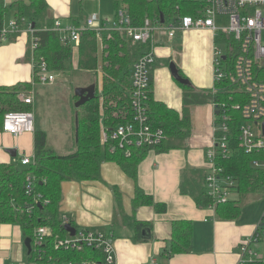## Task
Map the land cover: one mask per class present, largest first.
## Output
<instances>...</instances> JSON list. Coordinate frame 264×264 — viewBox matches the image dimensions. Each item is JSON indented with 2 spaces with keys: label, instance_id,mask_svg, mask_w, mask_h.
<instances>
[{
  "label": "trees",
  "instance_id": "16d2710c",
  "mask_svg": "<svg viewBox=\"0 0 264 264\" xmlns=\"http://www.w3.org/2000/svg\"><path fill=\"white\" fill-rule=\"evenodd\" d=\"M85 0H80L82 4ZM116 12L122 6L127 9L134 26H143L146 20L164 24L178 16H195L201 4L198 0H115ZM13 16V17H12ZM16 19L23 27V19L35 26V36L39 46L34 52L35 61L44 58L52 72L65 73L73 67L72 59L78 58V69L81 72L96 74L102 71L101 89L99 93L97 81L89 84L97 85L96 98L77 109L76 144L69 154L58 153L48 146L47 134L35 131L34 163L22 165L0 166V224L20 225L25 236L34 238V231L47 227L53 232L42 247L40 256L32 248L29 260L38 264H69L83 261H96L103 264L104 257L100 251L87 248L83 252L56 250L55 236L65 237L66 229L62 225L60 205L63 199L62 184L65 181H89L100 178L101 166L104 160L116 162L126 175L136 184L133 208L153 206L160 213L167 212L165 203L155 202V199L145 193L138 185L139 165L144 160L150 148L133 149L131 157H126L121 149L110 152L114 142L102 145V126L109 131L114 130L132 119V71L133 66L151 50V44L136 43L125 34L106 32L101 37L95 31L82 33L80 47L76 50L71 44H63L59 33L53 31V19L46 0H17L6 4L0 0V30H3L8 19ZM82 13L73 19L69 25L80 26L83 23ZM220 37L217 41H222ZM10 40V39H9ZM101 53V57L99 55ZM171 63L166 61L167 66ZM234 61H229L230 71L233 72ZM180 70V69H179ZM180 74L186 78L182 71ZM96 77V76H95ZM36 81V80H35ZM37 82V81H36ZM87 84V85H89ZM180 84V83H179ZM86 85V86H87ZM183 88L184 113L168 107L157 101L150 86L148 106L151 124L161 128L166 136L165 141L156 149L158 152H168L185 148L186 142L192 136V122L188 114L191 107L205 104H227V114L230 116L228 157L218 154L216 163L223 170V175L236 183L233 189L238 194L234 198L216 207V217L220 220H237L242 215L241 201L248 195L264 192V169L253 166L255 161L264 160V153L248 154L240 146V128L244 122L240 110L233 105H244L248 96L239 86L232 84L227 78L218 84L219 91L214 94L210 90H197L192 85L180 84ZM32 82L18 83L14 86L0 85V132H3V119L8 112H33V106L23 103L21 94L27 95L33 91ZM74 100L78 98L74 96ZM219 123V122H218ZM217 123V124H218ZM220 135V134H218ZM29 175L36 178L34 195L26 194V179ZM207 176V175H206ZM206 179V177H205ZM203 182H191L182 186L181 192L194 198L199 208L208 209L213 200ZM37 194H42L50 203L35 202ZM116 194V210L122 214V201L118 191ZM33 206V212L27 211ZM125 223L140 230L147 224L130 217H124ZM137 240H141L140 234ZM193 246V223L190 221H175L173 224L172 240L162 254L172 258L178 254L191 251Z\"/></svg>",
  "mask_w": 264,
  "mask_h": 264
},
{
  "label": "crops",
  "instance_id": "0c3cea01",
  "mask_svg": "<svg viewBox=\"0 0 264 264\" xmlns=\"http://www.w3.org/2000/svg\"><path fill=\"white\" fill-rule=\"evenodd\" d=\"M5 1L9 5L17 0ZM46 1L53 19L61 21L63 25L72 23L80 13L83 19L97 14L93 1L84 4L86 13L84 8L82 11L85 14L81 9L80 12L75 11L74 0ZM30 41L28 35L22 34L14 35L7 42H0V85L14 86L32 81L33 54ZM166 42L172 43L173 47L171 50L165 47L157 49L154 66L157 63L160 66L158 69L153 66L150 72L153 95L157 101L183 114V89L174 80L166 61L171 58L172 52L176 54L175 50L180 51L175 63L186 79L197 90H210L214 84V35L209 30H189L178 33L175 39H167ZM164 44L165 42L162 45ZM199 54H204L202 72H198L201 65L198 62ZM188 112L192 122V136L185 148L163 153L151 149L139 165V187L151 195L155 202L165 203L166 213H158L153 206L134 210L136 184L114 161H103L99 179L70 180L62 184V216H68L77 229L113 232L116 249L114 264H237L241 242L253 234L262 217L264 206L261 205L254 212L243 214L242 210V215L237 220H220L213 210L199 208L192 196L182 194V186L190 185L195 180L203 182L209 172L207 153L213 144L216 118V110L210 103L191 107ZM35 130L46 132L48 139L49 133L46 130L36 125ZM34 134L26 133L16 138L0 132V166H20L23 157L33 158ZM75 144L74 139L61 154L73 152ZM11 149L16 151V157L8 153ZM115 191L121 196L122 214L120 210H116ZM124 217L146 223L147 226L138 231L136 227L125 223ZM175 221L193 223V246L191 251L168 259L162 254L172 240ZM145 228L151 230L149 240L142 239ZM139 234L141 240L136 239ZM27 238L20 225L0 224V264H34L29 260L30 253L25 244Z\"/></svg>",
  "mask_w": 264,
  "mask_h": 264
},
{
  "label": "built area",
  "instance_id": "2783aa9c",
  "mask_svg": "<svg viewBox=\"0 0 264 264\" xmlns=\"http://www.w3.org/2000/svg\"><path fill=\"white\" fill-rule=\"evenodd\" d=\"M201 9L195 16H178L165 24L146 20L143 26H134L131 17L122 6L117 10L111 26L102 20L99 15L91 14L80 26L63 25L56 20L53 31L59 33L63 44H71L77 50L80 47L82 33L95 31L99 37L106 32L125 34L136 43L151 44L150 52L135 63L132 71V119L109 131L102 126L101 142L106 145L114 142L110 152L118 149L126 157H131L133 149L157 148L165 141L166 136L161 128L151 124L150 109L148 106L149 90L151 86L150 72L157 60V44L160 37L168 40L176 38L178 33L189 30H209L214 35L213 48V78L212 93L219 91L218 84L227 78L240 87L248 96L244 105H233L232 108L240 110L244 122L240 128V146L246 153H264V0H198ZM24 26L20 27L13 19L8 27L0 30V42H7L14 35H28L31 38L30 50L33 54L32 84L48 85L56 82V76L44 58L35 61L34 52L39 46L35 36L36 29L31 23L22 20ZM222 41H217L220 37ZM234 61L233 72L230 71L229 61ZM37 82H36V81ZM34 89V88H33ZM34 92L21 94L20 98L27 105L34 104ZM216 110L213 128V144L207 153L209 172L206 176V190L213 200L208 209L215 212L219 204L227 203L238 196L234 192L236 183L233 179L223 175V170L217 166L216 159L219 153L228 157V134L230 116L227 114V104H212ZM217 111L219 112L217 114ZM219 122V123H218ZM218 123V124H217ZM33 112H8L3 119V132L20 137L26 133H35ZM220 134V135H218ZM35 158L23 157L21 165L27 167L34 163ZM253 166L264 169V160L255 161ZM36 178L29 175L26 179V194L34 195ZM43 201L42 194H37L35 202ZM33 206L27 211L32 213ZM216 213V212H215ZM62 225L71 224L68 216L62 217ZM67 232V231H66ZM53 232L47 227H40L34 231L32 248L42 259V247ZM56 250L83 252L87 248L95 249L103 254V264H114L116 249L113 244V232H104L89 229H77L72 236L67 232L65 237L55 236ZM34 264H38L36 261ZM69 264H99L96 261H83ZM237 264H264V211L261 219L255 226L253 234L247 236L239 246V259Z\"/></svg>",
  "mask_w": 264,
  "mask_h": 264
},
{
  "label": "rangeland",
  "instance_id": "374dc122",
  "mask_svg": "<svg viewBox=\"0 0 264 264\" xmlns=\"http://www.w3.org/2000/svg\"><path fill=\"white\" fill-rule=\"evenodd\" d=\"M87 1H93V6L95 7V13L100 14V18L102 20H106L108 24L111 26V22L115 18L116 15V1L115 0H85L82 4H80V0H74V8L75 11L86 13V8H84V4ZM85 9L82 11V9ZM97 11V12H96ZM87 16V15H84ZM88 17V16H87ZM84 17V21L87 19ZM13 18L8 19V25L12 21ZM167 38L160 37L159 43L157 44V49L159 47H165L167 50L173 47L171 44H167ZM163 42H165L164 45ZM172 52L171 58L168 60L171 63H175L177 58V53L180 52L177 50ZM184 51V49H183ZM211 51V46H210ZM186 53V51H185ZM175 54V55H174ZM188 55V53H186ZM185 54V55H186ZM101 57V53H99ZM200 60L198 61L201 65L198 67V72L203 71V60L204 54H199ZM181 58H184L181 55ZM192 58V57H191ZM192 62V61H191ZM190 62V63H191ZM73 67H70L69 70L65 73L55 72L56 82L48 84V85H37L35 90L32 92L34 95V104H33V114H34V123L38 128L44 129L49 133L48 137V146L50 148L55 149L59 153H63L70 143L76 140V119H77V101L74 100L75 90L78 87H86L87 84L92 82L93 80L97 81L98 91L102 93L101 89V81H102V71L99 70L95 76L90 73L81 72L78 69V58L77 60L72 59ZM170 63V64H171ZM194 64V62H192ZM169 64V66H170ZM176 64V63H175ZM209 64V62H208ZM212 64V63H211ZM160 66L157 63L154 68L158 69ZM152 78V76L150 75ZM176 81V79H174ZM152 81V80H151ZM176 83L181 87V83L176 81ZM92 84V83H91ZM89 84V85H91ZM88 86V85H87ZM193 86V85H192ZM183 89V88H182ZM31 92V93H32ZM28 93V94H31ZM237 198V196H234ZM264 206V192L251 194L243 198L241 201V206L243 210V214L248 211L254 212L256 209H259L260 206ZM264 208V207H263Z\"/></svg>",
  "mask_w": 264,
  "mask_h": 264
},
{
  "label": "water",
  "instance_id": "95a60500",
  "mask_svg": "<svg viewBox=\"0 0 264 264\" xmlns=\"http://www.w3.org/2000/svg\"><path fill=\"white\" fill-rule=\"evenodd\" d=\"M161 23L164 24V21H162ZM169 68H170L172 76L174 77V79H176L177 82L181 83L182 85H186V86L191 85L190 81L188 79L184 78L180 74V70L175 63H171ZM96 94H97V85L95 83L88 85L86 87H78L75 90V96L78 98V101L76 103V108L79 109L81 106H84L86 103L94 100L96 98ZM218 113L219 112L217 111V114ZM76 122L78 123V117L76 119ZM263 131H264V123H263ZM8 153H10L13 157H16V151L15 150H13V149L8 150ZM65 229L67 232H70V234L72 236H74L76 234V228L71 224L66 225ZM150 238H151V230L149 228L143 229L142 239L149 240ZM25 244L29 250V253H31V251H32V239L27 238L25 241Z\"/></svg>",
  "mask_w": 264,
  "mask_h": 264
}]
</instances>
